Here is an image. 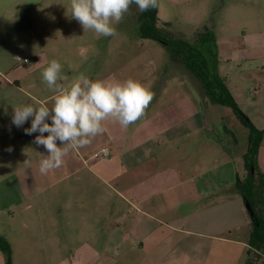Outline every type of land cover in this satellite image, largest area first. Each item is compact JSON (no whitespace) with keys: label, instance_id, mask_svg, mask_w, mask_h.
Masks as SVG:
<instances>
[{"label":"crops","instance_id":"1","mask_svg":"<svg viewBox=\"0 0 264 264\" xmlns=\"http://www.w3.org/2000/svg\"><path fill=\"white\" fill-rule=\"evenodd\" d=\"M23 95L6 100L1 110L2 129L22 135L16 144L8 137L3 143L7 150L21 151L16 158L8 153L2 159V164L12 163L14 171L0 195V212L18 219L13 240L0 234L12 252L14 244L18 253L39 246L49 259L74 264L121 259L232 264L238 262L234 248L248 250L251 216L235 190L236 180L243 177L232 152L214 136L215 120L203 121L198 111L179 108L188 99L165 112L170 105L165 103L175 100L162 96L155 111L146 110L127 128L106 121L104 133L71 150L60 168L42 175L39 162L49 153L34 142L38 132L25 134L31 118L19 128L10 119L16 106L43 103L51 108L55 92ZM105 147L110 155L97 157ZM246 151L247 146L240 154L244 166ZM258 165L264 174L263 143ZM189 244L202 252L182 254ZM165 246L172 249L164 251Z\"/></svg>","mask_w":264,"mask_h":264},{"label":"rangeland","instance_id":"2","mask_svg":"<svg viewBox=\"0 0 264 264\" xmlns=\"http://www.w3.org/2000/svg\"><path fill=\"white\" fill-rule=\"evenodd\" d=\"M70 11V0H0L2 146L7 137L14 144L22 137L2 129L5 120L1 110L4 104H8L6 100L12 99V96L25 97L23 94L26 92L35 96L54 93L43 82L41 73L47 63L55 59L62 65V75L66 77L62 83L65 85L80 73L92 80L124 81L132 78L140 81L155 94L147 111H155V105L156 108L160 105L157 100L162 96L175 100L165 103L166 106L170 104L165 112L172 105L179 107L181 99H188L184 107L181 105L179 108L198 111L203 121L205 118L209 122L215 120L212 126L216 132L214 136L224 142L227 150L232 152L241 176H246L240 154L246 150L248 129L232 108L213 103L200 81L184 65L174 61L161 43L140 36L138 16L141 12L135 4L130 6L121 22L114 23L117 35L109 37H97L90 30L84 31ZM158 16L161 28L192 43L199 40L207 29L214 31L220 46V76L240 110L264 131V0H159ZM16 82L21 84L23 91ZM262 143L264 145V136ZM7 148L0 147V195L6 192L7 175L14 172L12 163L2 164V159L8 153L13 158L21 153L20 150ZM27 164L26 161L24 165ZM220 215L217 214V219ZM17 223V216L13 219L0 212V234L8 236L9 240L15 238L13 227ZM202 247L199 245V249ZM14 248L12 264H74L49 259L50 256L38 250L39 246L32 252L28 248V251L18 253L16 244ZM185 248V251L181 250L182 254L190 257L198 251L202 252L192 249L190 244ZM170 249L172 246L164 247V251ZM247 251V248H234V260L238 259V262L232 264H245ZM177 253L180 254L179 251ZM137 257L140 258L139 254ZM0 264H5L1 251ZM105 264L200 263L127 262L121 259Z\"/></svg>","mask_w":264,"mask_h":264},{"label":"clouds","instance_id":"3","mask_svg":"<svg viewBox=\"0 0 264 264\" xmlns=\"http://www.w3.org/2000/svg\"><path fill=\"white\" fill-rule=\"evenodd\" d=\"M133 4L140 12L159 6L158 0H70V14L84 31L90 30L97 37L116 36L114 23L121 22ZM41 75L48 89L55 92L51 108L43 103L16 106L12 123L19 128L31 118L25 134L38 132L34 142L49 153L39 162L42 175L60 168L71 150L90 144L92 138L104 133L106 121L118 122L124 128L136 123L146 115L155 96L132 78L92 80L80 73L65 85L62 65L55 59L47 63ZM49 119L51 123L46 122Z\"/></svg>","mask_w":264,"mask_h":264},{"label":"trees","instance_id":"4","mask_svg":"<svg viewBox=\"0 0 264 264\" xmlns=\"http://www.w3.org/2000/svg\"><path fill=\"white\" fill-rule=\"evenodd\" d=\"M158 14L159 6L139 14L140 36L161 43L174 61L184 65L200 81L210 100L215 104L232 108L249 131L247 151L244 155L247 173L245 177L236 180L235 190L243 197L245 203L251 204L254 211V216L250 215L252 230L245 264H264V174L258 165L264 131L258 129L240 110L221 78L219 45L214 31L207 29L199 40L192 43L184 38L175 37L170 31L161 28ZM0 251L4 254L5 264H12L11 246L2 236H0Z\"/></svg>","mask_w":264,"mask_h":264},{"label":"built area","instance_id":"5","mask_svg":"<svg viewBox=\"0 0 264 264\" xmlns=\"http://www.w3.org/2000/svg\"><path fill=\"white\" fill-rule=\"evenodd\" d=\"M110 155V149L109 147H105L98 154H96L97 157L106 158Z\"/></svg>","mask_w":264,"mask_h":264},{"label":"water","instance_id":"6","mask_svg":"<svg viewBox=\"0 0 264 264\" xmlns=\"http://www.w3.org/2000/svg\"><path fill=\"white\" fill-rule=\"evenodd\" d=\"M252 172H254V168H252ZM246 210L249 212V214L253 217L254 216V211L249 202H246L245 204Z\"/></svg>","mask_w":264,"mask_h":264}]
</instances>
